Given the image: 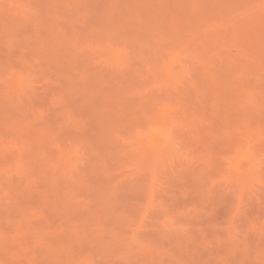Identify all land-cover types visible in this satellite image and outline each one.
I'll return each instance as SVG.
<instances>
[{"label": "rangeland", "instance_id": "374dc122", "mask_svg": "<svg viewBox=\"0 0 264 264\" xmlns=\"http://www.w3.org/2000/svg\"><path fill=\"white\" fill-rule=\"evenodd\" d=\"M0 264H264V0H0Z\"/></svg>", "mask_w": 264, "mask_h": 264}]
</instances>
